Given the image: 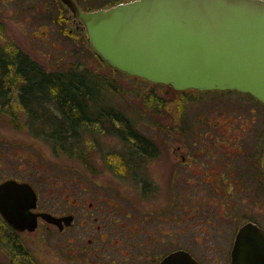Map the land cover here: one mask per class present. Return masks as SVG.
<instances>
[{
  "label": "rangeland",
  "instance_id": "1",
  "mask_svg": "<svg viewBox=\"0 0 264 264\" xmlns=\"http://www.w3.org/2000/svg\"><path fill=\"white\" fill-rule=\"evenodd\" d=\"M79 3L94 11L109 8L115 2ZM66 13L59 0H0V52L21 51L49 73L72 68L87 70L95 82H106L104 87L108 89L103 97L106 105L133 121L145 137L156 138L160 148L164 147L163 124L167 122H184L185 118L192 121L195 116L206 113L211 118L201 119L205 122L264 121L262 107L246 98L193 97L191 92H177L112 68L90 46L86 32L77 29L78 23L66 21L63 17ZM26 120L15 102L0 106V147H6V153L12 155V160L7 161L6 176L25 179L30 177L25 175L26 170L41 172L43 179L53 178L56 182L61 211L70 209L72 199L81 196L94 207L105 206L119 227L115 230L111 226L108 231L99 232L98 226L102 223L87 222L78 215L73 229L63 233L42 228L36 234L24 235L19 241L34 263L158 264L168 252L186 248L204 264H220L223 258L207 253L204 242L177 236L163 240L160 236L164 225L152 226V216L156 214L154 222L160 223L158 216L164 215L168 208L167 150L163 149L153 162L141 166L136 160L127 166L125 156L128 160L135 155L128 154L124 141L108 132L111 125L104 124L105 128L96 137L80 131L81 139L71 146V152L59 149L55 152L53 144L35 135ZM140 167L144 177L134 176L132 172ZM143 180L151 181L150 190L143 188ZM242 196L235 195V200L239 201ZM86 208L89 209L88 205ZM151 231L153 239L147 234ZM102 239L106 241L105 252L99 251ZM27 262L0 246V264Z\"/></svg>",
  "mask_w": 264,
  "mask_h": 264
},
{
  "label": "water",
  "instance_id": "2",
  "mask_svg": "<svg viewBox=\"0 0 264 264\" xmlns=\"http://www.w3.org/2000/svg\"><path fill=\"white\" fill-rule=\"evenodd\" d=\"M62 1L112 68L176 90H236L264 103V0H133L95 11ZM35 203L29 184L0 186V214L16 231L34 230ZM43 218L62 230L73 217ZM232 261L264 264V231L242 228ZM160 264L200 263L179 250Z\"/></svg>",
  "mask_w": 264,
  "mask_h": 264
},
{
  "label": "flooded vegetation",
  "instance_id": "3",
  "mask_svg": "<svg viewBox=\"0 0 264 264\" xmlns=\"http://www.w3.org/2000/svg\"><path fill=\"white\" fill-rule=\"evenodd\" d=\"M21 1L37 2L40 0ZM59 1L67 11L63 15L66 21L69 24L77 22V29L85 31L84 25L75 18L71 9L62 0ZM73 1L80 9L89 11V7L82 6L79 2H91L92 0ZM104 1L115 2L109 6L112 7L133 0ZM174 90L181 93L191 92L193 97L199 98L206 95H212V98L216 99L223 96L227 98L238 96L259 105L264 111V103L249 93L236 90ZM203 118L207 119L211 116L206 113L195 116L192 121L185 118L184 122L164 123V147L160 148L157 145L156 138L146 137L149 146L146 153L132 154L128 151V154L135 155V158L127 160L125 156L123 159L127 166L135 163L136 160L142 166L157 159L162 154L163 149L164 152L167 150L169 159L165 173L168 178V208L164 215L158 216L161 218L160 223L154 222L157 216L155 213V215L152 214V226L164 225V231L160 236L163 240L177 236L204 242L207 253H212L216 258H223L222 261L220 260V264H233V250L242 228L246 225H252L256 229L264 231V121L220 123L218 121L205 122L201 120ZM34 134L52 143V140L48 139L45 134ZM54 151L57 152L55 146ZM9 159L12 160V155L6 153V147H0V186L12 180L19 184H29L33 188L36 194V203L30 210V216L35 218L36 226L34 230L26 229L19 232L13 229L0 214V226H6V234L3 235L6 240L11 238L10 231L19 240L24 235L36 234L42 228L47 231L58 230L63 233L73 229L78 215L87 222L102 223L98 226L99 232L106 231L111 226L115 230L119 228L110 218L105 206L94 207L92 203H88L81 196L72 199L70 209L61 211L58 200L59 191L54 179H43L41 172L29 173L27 170L25 175L30 177L25 179L6 176ZM132 173L134 176L144 177L141 167ZM142 183L146 191L151 189V181L143 180ZM235 195L243 196L239 201H236ZM87 205L90 210L94 211L89 212V209L86 208ZM44 214L56 218L72 216V223L60 230L59 226L45 220ZM170 227L174 228L169 230ZM147 234L152 239L154 238L152 231ZM89 242L91 245L93 244L92 239ZM105 242L102 239V248L99 251H106L103 246ZM179 250L189 252L200 264H204L186 248H177L168 252L158 264L166 256Z\"/></svg>",
  "mask_w": 264,
  "mask_h": 264
},
{
  "label": "trees",
  "instance_id": "4",
  "mask_svg": "<svg viewBox=\"0 0 264 264\" xmlns=\"http://www.w3.org/2000/svg\"><path fill=\"white\" fill-rule=\"evenodd\" d=\"M105 84L95 82L85 69L49 73L21 51L0 52V106L15 102L30 130L45 134L57 150L71 152L81 139L80 131L96 137L108 124V132L121 138L130 153H146V137L133 121L106 105ZM9 233L6 240V226H0V246L36 264L24 244Z\"/></svg>",
  "mask_w": 264,
  "mask_h": 264
}]
</instances>
